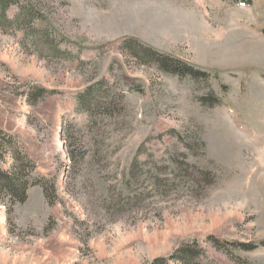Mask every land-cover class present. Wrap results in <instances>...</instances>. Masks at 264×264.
I'll return each mask as SVG.
<instances>
[{
    "label": "rangeland",
    "instance_id": "1",
    "mask_svg": "<svg viewBox=\"0 0 264 264\" xmlns=\"http://www.w3.org/2000/svg\"><path fill=\"white\" fill-rule=\"evenodd\" d=\"M132 41L209 77L142 64ZM0 131L54 195L32 186L11 214L0 196V264H152L184 244L264 264V0H13Z\"/></svg>",
    "mask_w": 264,
    "mask_h": 264
},
{
    "label": "trees",
    "instance_id": "2",
    "mask_svg": "<svg viewBox=\"0 0 264 264\" xmlns=\"http://www.w3.org/2000/svg\"><path fill=\"white\" fill-rule=\"evenodd\" d=\"M12 2L13 0H0V15L2 18H7V11L9 10ZM128 47H130L133 57L139 60L140 63L156 66L164 73L181 78L190 77L193 80H199L202 77H209V74L198 71L185 62H182L172 56L161 54L160 52L140 44L137 41H132ZM48 94L50 93L43 90V92L39 95L45 96ZM202 101L207 102L211 107L216 106V104L209 103V97L202 98ZM12 142L13 138L7 140L3 132L0 131V196H3L2 202H5V198H9V213L11 214L13 212V207L16 204L26 203L28 200V191L32 186H41L46 199L50 203H53L54 195L52 194L50 186L43 184L41 180L30 182L31 173L35 170V164L32 163L28 156L19 151L18 148L12 144ZM9 153L14 155L15 165L11 171H5L2 164L5 161L6 155ZM211 240L217 250L229 253H231V248H241L246 252H251L259 248V246L254 244L226 241L224 245L218 239L211 238ZM194 245L197 246V242H194ZM262 245H264V243ZM197 251L198 248H193L190 244H184L170 257V259L167 260L166 258H161L155 260L152 264H169V260L175 261L176 264H197L196 257L199 254Z\"/></svg>",
    "mask_w": 264,
    "mask_h": 264
},
{
    "label": "bare ground",
    "instance_id": "3",
    "mask_svg": "<svg viewBox=\"0 0 264 264\" xmlns=\"http://www.w3.org/2000/svg\"><path fill=\"white\" fill-rule=\"evenodd\" d=\"M219 36V35H218Z\"/></svg>",
    "mask_w": 264,
    "mask_h": 264
}]
</instances>
